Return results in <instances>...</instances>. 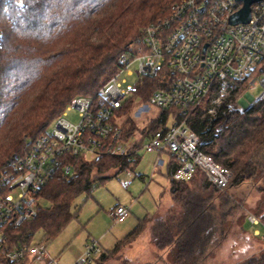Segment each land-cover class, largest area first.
Segmentation results:
<instances>
[{
  "label": "trees",
  "instance_id": "16d2710c",
  "mask_svg": "<svg viewBox=\"0 0 264 264\" xmlns=\"http://www.w3.org/2000/svg\"><path fill=\"white\" fill-rule=\"evenodd\" d=\"M178 1L1 0L0 168L46 134L73 98L92 94L104 85L120 69V56ZM162 75L163 71L156 77H140L120 113L129 111L137 98L148 101L152 91L162 87ZM256 75L237 81L212 114L209 109L216 105L217 84L187 119L188 127L199 136V147L232 169L229 188L258 178L264 170V154L260 156L264 149V95L239 107L248 81ZM229 103L235 104L234 109H229ZM166 113L151 122L148 130L138 129L137 122L129 118L124 124L125 137L143 133L136 143L141 146L146 134L164 128ZM138 156L70 157L72 171H58L39 195L50 205L40 207L34 219L12 230V238L33 243L40 230L49 238L58 235L77 215L72 208L79 195H91L97 183L109 177V171L131 168ZM180 164L178 155L171 153L170 171ZM198 178L203 182L195 183ZM207 180L200 170L188 180L172 178L171 195L180 211L151 226L153 243L159 249L169 248L173 263L193 264L212 240L219 212L214 199L225 197L216 195L220 189ZM258 216L264 220V215ZM149 221V217L142 219L113 250L102 251L93 263L102 264L123 245L132 243ZM243 264H264V255Z\"/></svg>",
  "mask_w": 264,
  "mask_h": 264
},
{
  "label": "built area",
  "instance_id": "2783aa9c",
  "mask_svg": "<svg viewBox=\"0 0 264 264\" xmlns=\"http://www.w3.org/2000/svg\"><path fill=\"white\" fill-rule=\"evenodd\" d=\"M243 5L242 0L174 3L166 17L150 23L142 38L120 56V69L103 86L92 94L73 98L51 130L31 142L28 150L8 166L0 168V264H32L38 257L52 261L45 243L14 240L11 231L37 216L44 185L61 169L72 171L70 157L93 154L96 159H134L142 148L159 154L170 152L177 154L181 163L171 171L172 178L188 180L200 170L218 189L229 187L232 169L199 147V136L188 127L187 119L217 84L216 105L209 109L212 114L237 81L256 72L249 80V87L254 88L257 77H264V0L251 4L248 22L233 24L231 17ZM3 38L0 28V42ZM133 64H137L139 77H156L163 71V85L152 91L148 102L162 113L167 112L164 128L146 134L139 147L137 142L128 143L125 123L118 120L123 114L124 99L136 89L130 85L122 88L119 76ZM263 95L264 92L258 98ZM228 107L234 109V104ZM71 108L78 110L79 121L65 117ZM155 120L149 118L150 122ZM149 124L144 128L148 130ZM129 212L130 207L117 205L110 215L115 222H122ZM248 221L264 238V220L249 213ZM101 252L98 241L93 239L78 264H93Z\"/></svg>",
  "mask_w": 264,
  "mask_h": 264
},
{
  "label": "rangeland",
  "instance_id": "374dc122",
  "mask_svg": "<svg viewBox=\"0 0 264 264\" xmlns=\"http://www.w3.org/2000/svg\"><path fill=\"white\" fill-rule=\"evenodd\" d=\"M136 70L137 64H133L129 71L120 74L122 88L128 89L129 85L136 87L140 79ZM130 71L133 73L129 74ZM263 79L262 76L257 77L254 88L249 87L248 81L245 94L249 93L253 99H257L264 92ZM132 94H128L124 101L131 98ZM246 98L249 101L252 99ZM239 107L246 106L239 103ZM161 113L148 101L137 98L131 109L123 112L118 120L125 123L131 118L142 130L151 123L149 118H158ZM65 117L73 122L80 119L75 108L69 109ZM172 122L170 119L169 125ZM141 138V133L136 131L128 143H136ZM263 154L264 149L260 156ZM139 155L140 158L135 159L131 168L119 172L117 169L109 171V177L97 183L91 195H79L72 208V212L77 215L58 235L49 238L42 230L35 234L33 243H45L52 261L38 257L32 264H78L84 258L86 245L93 239L98 241L101 251H111L146 217L150 221L143 232L132 243L123 245L118 252L111 254L102 264H176L172 261L170 249L157 248L151 237V226L157 219H169L180 211V206L175 204L170 193L171 153L163 152L161 160H157V151L149 153L142 148ZM86 156L90 160L96 159L93 154ZM201 179L198 178L195 183ZM263 187L264 170L256 179L217 192L216 195L225 198L214 199L219 210L214 234L208 247L193 264H243L264 255V238L255 233L248 221L249 213L264 215ZM39 203L44 208L50 205L46 199H40ZM118 204L130 207L129 214L122 222H115L110 215V211Z\"/></svg>",
  "mask_w": 264,
  "mask_h": 264
},
{
  "label": "water",
  "instance_id": "95a60500",
  "mask_svg": "<svg viewBox=\"0 0 264 264\" xmlns=\"http://www.w3.org/2000/svg\"><path fill=\"white\" fill-rule=\"evenodd\" d=\"M242 1L244 2L243 7L231 17V22L233 24L239 22H248L251 18V4L258 0H242ZM246 97L251 98L250 94L246 93L242 97V99H240V103H242L244 106L246 102L249 104L252 101V99L249 101Z\"/></svg>",
  "mask_w": 264,
  "mask_h": 264
},
{
  "label": "crops",
  "instance_id": "0c3cea01",
  "mask_svg": "<svg viewBox=\"0 0 264 264\" xmlns=\"http://www.w3.org/2000/svg\"><path fill=\"white\" fill-rule=\"evenodd\" d=\"M245 106H246V104H245ZM139 152H140V151H139ZM147 152H148V151H147ZM154 152H155V151H154ZM149 153H151V152H149ZM160 156H161V154L158 153V155H157V160H161V159H160ZM139 158H140V155H139ZM156 163H157V162H156ZM171 171H172V170H171ZM170 193H171V188H170ZM171 196H172V195H171ZM118 205H121V204H118ZM116 206H117V205H116ZM116 206H115V207H116ZM115 207H114V208H115ZM114 208H113V209H114Z\"/></svg>",
  "mask_w": 264,
  "mask_h": 264
}]
</instances>
